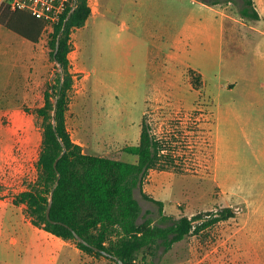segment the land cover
Returning <instances> with one entry per match:
<instances>
[{"label":"rangeland","instance_id":"1","mask_svg":"<svg viewBox=\"0 0 264 264\" xmlns=\"http://www.w3.org/2000/svg\"><path fill=\"white\" fill-rule=\"evenodd\" d=\"M88 3L89 18L68 38L72 85L64 122L72 142L87 155L136 163L123 149L138 144L146 124L163 148L142 191L163 202L164 214L210 220L224 209L233 213L167 252L143 250L135 263L264 264V42L248 43L244 53L238 47L256 25L241 16L243 0H219L208 9L198 0H106L105 9V0L102 7ZM217 19L227 34L221 53ZM200 22L209 40L198 47L171 51L161 38ZM4 33L0 46L21 44ZM51 34L44 29L29 60L17 45L9 53L0 47V199L27 190L37 177L42 118L36 111L44 92H55L59 72L50 57ZM134 197L138 223L156 224L157 205L139 188ZM79 253L66 264H115Z\"/></svg>","mask_w":264,"mask_h":264},{"label":"trees","instance_id":"2","mask_svg":"<svg viewBox=\"0 0 264 264\" xmlns=\"http://www.w3.org/2000/svg\"><path fill=\"white\" fill-rule=\"evenodd\" d=\"M75 1L76 6L69 15L65 14L59 23L47 27L52 31L48 42L50 57L59 70L57 85L54 93L50 92V88L44 92V104L36 111L42 118L37 177L30 188L13 197V203L25 205L34 226L64 240H73L82 252L104 256L115 264L118 260L123 264H136L137 255L143 250L162 248L167 252L174 243L194 230L226 220L233 213L224 209L210 220H204L201 215L173 219L164 214L163 202L142 191L148 171L161 164L163 148L146 124L142 125L138 144L123 149L137 158L136 163L87 155L72 142L64 122L67 92L72 85L67 59L68 38L70 31L82 27L91 14L88 0ZM201 1L207 5L219 3V0ZM243 2L241 16L258 20L253 1ZM0 25L32 43L39 41L45 29L44 22L23 12L10 11L5 1L0 4ZM52 97L55 102L51 101ZM63 148L66 151L54 167V161ZM57 179L49 213L50 220L55 221L52 223L46 219V209ZM137 188L143 198L157 205L156 224L148 219L138 223L141 208L134 197ZM73 232L82 237L87 245L77 242Z\"/></svg>","mask_w":264,"mask_h":264},{"label":"crops","instance_id":"3","mask_svg":"<svg viewBox=\"0 0 264 264\" xmlns=\"http://www.w3.org/2000/svg\"><path fill=\"white\" fill-rule=\"evenodd\" d=\"M252 1L259 19L255 20L256 25H251L249 28L252 34L249 35L248 33H244L242 36V41L240 42V46H238L241 47L242 53H244V47L247 46L248 43H252L255 40L264 42V0ZM1 2L2 0H0V4ZM198 2L199 5L207 9L214 6L207 5L201 0H198ZM95 3H99L100 7H102L104 5V0H95ZM106 7L105 0L104 9ZM217 21L219 24L217 40L221 53L227 34L226 26H224L223 21L221 19H217ZM207 29L205 23L200 22L196 28L193 25L190 30L181 33L179 31L174 32V34L167 32L165 36H161V38L165 37L170 41L171 51L177 50L180 46L184 48H186V46L193 48L196 46L198 47L201 41L204 42L209 40L207 39ZM2 31L5 32L4 34L6 35L9 30L0 25V32ZM17 37L22 40L21 44H10L8 41L4 40L5 43L0 47L6 48V52L9 53L12 52V45H17L21 52L23 50L27 53V59L29 60L30 54L35 50V46H37L38 42L32 43L18 35ZM176 55L177 52L175 51L174 58ZM27 59L24 60V63L27 62ZM164 59H161L159 64L160 67L164 65ZM18 63L15 62L16 66H18ZM161 69H163V67ZM235 89L236 88L233 90ZM240 92L243 93L244 90ZM25 208L24 204L15 205L13 203V197L0 199V264H66L69 257L79 256L80 258L79 249L75 244L71 243L70 240H64L46 232L42 228L34 226Z\"/></svg>","mask_w":264,"mask_h":264},{"label":"built area","instance_id":"4","mask_svg":"<svg viewBox=\"0 0 264 264\" xmlns=\"http://www.w3.org/2000/svg\"><path fill=\"white\" fill-rule=\"evenodd\" d=\"M4 1L10 11L23 12L35 19L44 22L45 29H47V27L51 25L59 23L63 18V16L65 14L69 15L76 6L75 0H4Z\"/></svg>","mask_w":264,"mask_h":264},{"label":"water","instance_id":"5","mask_svg":"<svg viewBox=\"0 0 264 264\" xmlns=\"http://www.w3.org/2000/svg\"><path fill=\"white\" fill-rule=\"evenodd\" d=\"M57 49H58V43L56 45V50ZM53 124H54V122H53ZM65 151H66V149L63 148L62 149V152L60 153V155L55 159V161H54V167L56 166V163L59 160V158L65 153ZM57 177L59 178V174L57 175ZM57 182H58V179H57L54 187L51 190L50 199H49L48 206H47V209H46V219L48 221L52 222V223H55V221L50 220V214H49L50 213L51 204H52V197L51 196L53 194V191L55 189V186L57 185ZM73 235H74V237H75V239H76L77 242L87 245L86 241L82 237H80L77 233L73 232ZM103 254L106 255V256H108L106 253H103ZM118 264H123V263H122V261L118 260Z\"/></svg>","mask_w":264,"mask_h":264}]
</instances>
